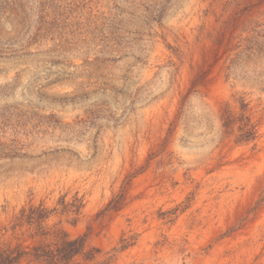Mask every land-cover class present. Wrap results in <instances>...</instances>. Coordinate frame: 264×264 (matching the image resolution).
<instances>
[{
    "label": "rangeland",
    "instance_id": "rangeland-1",
    "mask_svg": "<svg viewBox=\"0 0 264 264\" xmlns=\"http://www.w3.org/2000/svg\"><path fill=\"white\" fill-rule=\"evenodd\" d=\"M55 229L69 264H264V0H0V248Z\"/></svg>",
    "mask_w": 264,
    "mask_h": 264
},
{
    "label": "trees",
    "instance_id": "trees-1",
    "mask_svg": "<svg viewBox=\"0 0 264 264\" xmlns=\"http://www.w3.org/2000/svg\"><path fill=\"white\" fill-rule=\"evenodd\" d=\"M242 137L248 139L253 134V127L245 123L240 129ZM33 213H41L42 209L34 208ZM36 212V213H35ZM42 214V213H41ZM35 216V215H34ZM35 216L37 220V229H41L40 218ZM41 235H50V242H40L32 247L29 251L23 250L19 245L13 248H0V264H19L24 257H27L28 264H69L72 258L82 253L85 245V236L70 237L69 234L62 229H55L51 232H43ZM93 258V255L87 256Z\"/></svg>",
    "mask_w": 264,
    "mask_h": 264
}]
</instances>
